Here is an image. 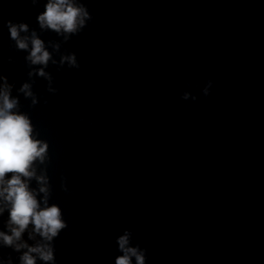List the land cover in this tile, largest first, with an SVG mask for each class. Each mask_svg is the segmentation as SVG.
Wrapping results in <instances>:
<instances>
[{"label":"clouds","instance_id":"9594fccd","mask_svg":"<svg viewBox=\"0 0 264 264\" xmlns=\"http://www.w3.org/2000/svg\"><path fill=\"white\" fill-rule=\"evenodd\" d=\"M30 2L35 6L39 0ZM91 19L82 0H47L44 11L37 16L39 30L54 32L62 40H49L46 44L38 31L30 29L25 22L8 20L5 25L15 49L27 53L24 60L29 68L28 81L16 89V96L12 94L14 84L0 74V216L5 212L8 214L5 230H0V246L19 253V264H38V261L55 264L54 241L68 227L62 209L55 203H49L52 196L48 175L49 143L38 138L39 132L30 116L20 110L19 96L22 94L30 100V107L39 103L33 90L35 78L47 82L48 93L55 95L59 91L53 87L54 77L46 69L50 63L57 67V71L65 65L69 69L80 68L76 54L61 51V48ZM55 56H59V60ZM8 60L9 63L14 62L11 56ZM212 86L213 81L208 80L202 89L204 97L210 95ZM181 99L196 101L197 97L185 91ZM47 102L44 101L45 104ZM33 181L35 187L31 186ZM61 190L70 193L65 177L61 178ZM25 233L27 240L24 239ZM132 236L133 233L125 229L116 238L121 254L116 256L115 264H133V260L135 264H146L147 250L139 244L133 246ZM0 264H13L11 255L7 259L0 257Z\"/></svg>","mask_w":264,"mask_h":264}]
</instances>
